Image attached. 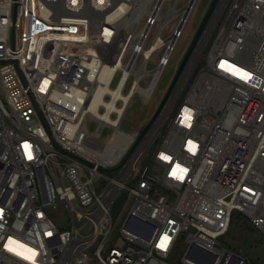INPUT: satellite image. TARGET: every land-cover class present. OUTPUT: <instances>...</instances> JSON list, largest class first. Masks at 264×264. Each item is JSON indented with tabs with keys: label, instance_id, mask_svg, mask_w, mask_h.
I'll list each match as a JSON object with an SVG mask.
<instances>
[{
	"label": "built area",
	"instance_id": "built-area-1",
	"mask_svg": "<svg viewBox=\"0 0 264 264\" xmlns=\"http://www.w3.org/2000/svg\"><path fill=\"white\" fill-rule=\"evenodd\" d=\"M166 2L0 0V264H247L219 239L233 211L264 234V0L217 1L136 142L190 11L162 37Z\"/></svg>",
	"mask_w": 264,
	"mask_h": 264
},
{
	"label": "rangeland",
	"instance_id": "rangeland-1",
	"mask_svg": "<svg viewBox=\"0 0 264 264\" xmlns=\"http://www.w3.org/2000/svg\"><path fill=\"white\" fill-rule=\"evenodd\" d=\"M211 0H194L193 5L188 13L184 26L182 28L181 35L177 38L176 43L174 45V49L172 50L168 63L164 67L162 74L158 80L157 88L154 94V98L150 99L148 102H143L142 98L139 94L135 93L131 101L129 102L125 114L120 122V129L127 133H134L139 132V130L147 123L149 118L154 112L155 105L157 104L158 100L163 97L166 90L168 89L177 68L186 52V49L191 41V38L199 25L201 18L206 11L209 3ZM188 0H176L175 4L176 7L184 6ZM174 4V7H175ZM172 5V1L166 2L164 7L161 11L162 15H167L168 10ZM179 14V13H176ZM168 24L161 32L162 37H166L171 29L175 26L178 22L179 15L172 14L169 17ZM164 19V18H163ZM158 23H155L152 27L148 42L151 41L153 35L157 31ZM161 53L159 50L149 61L147 64L148 68H153L156 64V61ZM146 81H142L141 84H145ZM96 127V122L86 116L84 122V129L86 135H92ZM110 133V129L104 127L102 133L100 135L101 143L103 144L108 135ZM61 209V205L57 204L55 208L56 211ZM246 224V222H244ZM244 224V226H245ZM248 227V225H246ZM230 235V234H229ZM259 233L252 230L251 228H244V233L242 232L239 236L237 235L236 238H232L231 246L238 252L242 254V256L247 260V264H264V239L261 241L258 240ZM227 235L225 236V238ZM232 237V236H231ZM258 237V238H257ZM176 264H179L176 262Z\"/></svg>",
	"mask_w": 264,
	"mask_h": 264
},
{
	"label": "water",
	"instance_id": "water-1",
	"mask_svg": "<svg viewBox=\"0 0 264 264\" xmlns=\"http://www.w3.org/2000/svg\"><path fill=\"white\" fill-rule=\"evenodd\" d=\"M217 1L218 0H211L210 1L206 11L204 12V14H203V16L201 18V21H200L199 25L197 26V28H196V30H195L192 38H191V41H190V43H189V45H188V47L186 49V52L184 53V56H183L179 66L177 68V71H176V73H175V75H174V77H173L168 89L166 90V92H165L164 96L162 97L160 103L158 104L157 108L155 109V111L153 112V114L151 115V117L149 118L147 123L139 130L137 138H136V142L142 137V135L145 133V131L148 129V127L150 126V124L152 123L154 118L156 117L157 112L159 111V109H160L161 105L163 104L164 100L166 99L169 90L171 89L172 85L176 81V79H177L180 71L182 70L183 66L185 65V63H186V61H187V59L189 57V54L191 53V51H192V49H193V47H194L199 35L201 34L204 26L206 25L209 17L211 16ZM189 2H190V0H188L187 3H189ZM190 6H192V4ZM123 197H124V193H121L119 195V197L117 198V200L114 202V204H113V215L117 212V210L119 208V203L123 199Z\"/></svg>",
	"mask_w": 264,
	"mask_h": 264
},
{
	"label": "trees",
	"instance_id": "trees-1",
	"mask_svg": "<svg viewBox=\"0 0 264 264\" xmlns=\"http://www.w3.org/2000/svg\"><path fill=\"white\" fill-rule=\"evenodd\" d=\"M244 222H246V224ZM244 224H245V226H244ZM246 225H248V227L251 228L252 230L259 233L260 236H259V238L257 237L259 241L264 239V234H262L255 226H253L251 224V222L242 213H240L238 211H233L231 213V216H230L228 228H227L225 234L223 236H221L219 239L220 243L222 245L226 246L227 248H229V249L239 253L240 255H242L240 252H238L237 250L232 248L231 240H232V238H236L237 235L239 236L242 232L244 233V228L245 229L248 228ZM226 235H227V237L225 238ZM252 264H254V262Z\"/></svg>",
	"mask_w": 264,
	"mask_h": 264
},
{
	"label": "bare ground",
	"instance_id": "bare-ground-1",
	"mask_svg": "<svg viewBox=\"0 0 264 264\" xmlns=\"http://www.w3.org/2000/svg\"><path fill=\"white\" fill-rule=\"evenodd\" d=\"M172 1V5L168 10V14L167 15H162L161 13L158 15V19H163V18H167L172 14H176L179 13L180 15H182V17L184 18L186 16V14L188 13V11L190 10V5L193 3V0H190L189 3L185 4L184 6H182L179 9H176L174 7V4L176 2V0H169ZM149 2V0H135V10L136 12H141L143 11V9L147 8V3ZM183 24V21L181 20L179 22V26ZM155 45H157V41L155 42ZM125 138L126 136L124 135H119L118 140H117V145H111L112 146V154H115L118 150H121L123 147V144L125 143Z\"/></svg>",
	"mask_w": 264,
	"mask_h": 264
},
{
	"label": "snow or ice",
	"instance_id": "snow-or-ice-1",
	"mask_svg": "<svg viewBox=\"0 0 264 264\" xmlns=\"http://www.w3.org/2000/svg\"><path fill=\"white\" fill-rule=\"evenodd\" d=\"M242 76L243 77H247V74L246 73H243ZM186 119H190V117H186ZM192 147L194 148L195 146L193 145ZM25 148L27 149L28 146L25 145ZM28 155H29V158H31V153L30 152L28 153ZM165 159H166V157H165ZM183 171H186V170L182 169L181 172H183ZM180 178L182 179V176ZM166 243H167V237L164 238V240L161 242V245L160 246L161 247H166Z\"/></svg>",
	"mask_w": 264,
	"mask_h": 264
}]
</instances>
